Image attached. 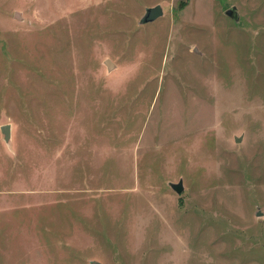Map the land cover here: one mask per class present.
<instances>
[{
  "label": "rangeland",
  "instance_id": "rangeland-1",
  "mask_svg": "<svg viewBox=\"0 0 264 264\" xmlns=\"http://www.w3.org/2000/svg\"><path fill=\"white\" fill-rule=\"evenodd\" d=\"M4 123L0 264H264V0H0Z\"/></svg>",
  "mask_w": 264,
  "mask_h": 264
},
{
  "label": "water",
  "instance_id": "water-1",
  "mask_svg": "<svg viewBox=\"0 0 264 264\" xmlns=\"http://www.w3.org/2000/svg\"><path fill=\"white\" fill-rule=\"evenodd\" d=\"M162 6L161 4L157 3L151 6H147L145 8V11L143 15L140 18V22H146V21H151L155 19L156 17L160 16L162 14ZM225 12L229 14L230 16H233L234 18H237L235 6H230L228 7ZM105 63L107 64L108 68H111L112 62L109 59L105 60ZM0 130L2 132L3 138L6 142L10 140V123H4L0 126ZM169 185L175 189L177 192H180L183 188L182 180L179 179L177 182H169ZM260 212H258L259 214ZM92 263L94 264H99L98 261L93 260Z\"/></svg>",
  "mask_w": 264,
  "mask_h": 264
}]
</instances>
